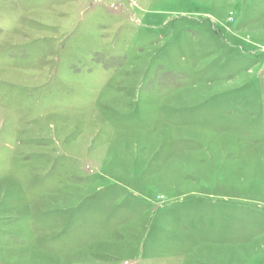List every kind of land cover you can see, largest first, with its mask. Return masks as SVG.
<instances>
[{"label":"rangeland","instance_id":"374dc122","mask_svg":"<svg viewBox=\"0 0 264 264\" xmlns=\"http://www.w3.org/2000/svg\"><path fill=\"white\" fill-rule=\"evenodd\" d=\"M0 264H264V0H0Z\"/></svg>","mask_w":264,"mask_h":264}]
</instances>
